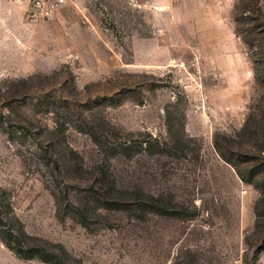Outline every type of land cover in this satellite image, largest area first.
I'll return each mask as SVG.
<instances>
[{
  "label": "rangeland",
  "instance_id": "obj_1",
  "mask_svg": "<svg viewBox=\"0 0 264 264\" xmlns=\"http://www.w3.org/2000/svg\"><path fill=\"white\" fill-rule=\"evenodd\" d=\"M28 12L0 0V200L15 227L66 264H264V0ZM103 165L129 212L86 206ZM141 198L177 215L142 216ZM0 264L42 263L0 241Z\"/></svg>",
  "mask_w": 264,
  "mask_h": 264
},
{
  "label": "trees",
  "instance_id": "obj_2",
  "mask_svg": "<svg viewBox=\"0 0 264 264\" xmlns=\"http://www.w3.org/2000/svg\"><path fill=\"white\" fill-rule=\"evenodd\" d=\"M216 151L222 161L230 164L217 147ZM96 177L97 190H91L92 195L88 198L91 199V201H87L86 206L92 210L99 209L120 213L129 212L131 206L128 200L124 199H126L125 195H130L131 192L120 190L116 187L115 180L112 178L111 174H109L108 168L105 167V165L101 166ZM239 178L241 179L240 175ZM138 201L140 203L138 205V212L142 216L146 213H153L160 216L177 215L176 212L168 211L158 203L148 204L143 198ZM11 213L12 211L9 204L3 205V202L0 200V241L15 257L24 261L37 260L42 264H66L56 253L50 252L45 247L30 242L31 239L25 234L23 228L19 224L18 227H15V222L17 224V221L10 217Z\"/></svg>",
  "mask_w": 264,
  "mask_h": 264
},
{
  "label": "built area",
  "instance_id": "obj_3",
  "mask_svg": "<svg viewBox=\"0 0 264 264\" xmlns=\"http://www.w3.org/2000/svg\"><path fill=\"white\" fill-rule=\"evenodd\" d=\"M66 2L67 0H29L28 18L35 22L50 23Z\"/></svg>",
  "mask_w": 264,
  "mask_h": 264
}]
</instances>
